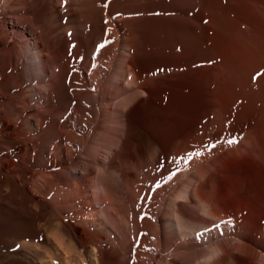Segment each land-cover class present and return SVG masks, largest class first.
I'll use <instances>...</instances> for the list:
<instances>
[{
    "label": "bare ground",
    "instance_id": "1",
    "mask_svg": "<svg viewBox=\"0 0 264 264\" xmlns=\"http://www.w3.org/2000/svg\"><path fill=\"white\" fill-rule=\"evenodd\" d=\"M157 260L264 264V0H0V264Z\"/></svg>",
    "mask_w": 264,
    "mask_h": 264
},
{
    "label": "rangeland",
    "instance_id": "2",
    "mask_svg": "<svg viewBox=\"0 0 264 264\" xmlns=\"http://www.w3.org/2000/svg\"><path fill=\"white\" fill-rule=\"evenodd\" d=\"M85 72H86V71H85ZM85 74H86V76H88L87 73H85ZM101 155H102V158H101V156H100V161H104L103 159H104V157H105V155H106L105 151H103ZM103 155H104V156H103ZM82 167H83V166H80V167L77 169V171H76L77 173L74 172L75 175H76V177H80V176L82 175V173H83V171H82ZM79 169H80V170H79ZM95 169H96V167H95L93 170H95ZM98 169H100V168H98ZM100 170H101L100 172H102V169H100ZM93 172H94V171H93ZM100 172H99V170H98V171L96 170V171L93 173V174H94L93 176H94L95 178H97V176H98L97 173H100ZM96 175H97V176H96ZM95 178H94V181H95L94 184L97 185V184H98V180H95ZM132 179H133V178H132ZM96 181H97V182H96ZM102 191H103V190L101 189L100 193H103ZM90 193H93V192H90ZM90 193H89L88 196L91 198V196L94 195V196L91 198V200L93 199V200L95 201V203L97 202L96 204H98V200H97V194H98V193H93V194H90ZM103 194H104V193H103ZM104 197L107 198L106 195H104ZM107 200H108V199H107ZM211 251H212V252H211ZM214 252H215V251H214ZM210 253H213V250H208V251H207V253H206V257H207V258H208V254H210ZM211 255H212V254H211ZM215 256H216V255H215ZM215 256L213 257V259H212L213 261H212V262H215V261L217 260V257H215ZM204 260H205V259H202V261H204ZM158 262L160 263V261L157 260L155 264H159Z\"/></svg>",
    "mask_w": 264,
    "mask_h": 264
},
{
    "label": "snow or ice",
    "instance_id": "3",
    "mask_svg": "<svg viewBox=\"0 0 264 264\" xmlns=\"http://www.w3.org/2000/svg\"><path fill=\"white\" fill-rule=\"evenodd\" d=\"M65 3H66V0H65ZM228 143H229V144H231V143H235V141L229 140ZM211 147H215V145H212ZM197 155H199V153H197Z\"/></svg>",
    "mask_w": 264,
    "mask_h": 264
}]
</instances>
